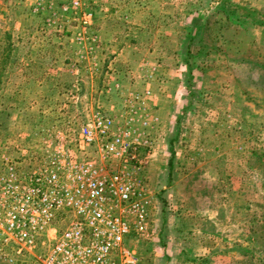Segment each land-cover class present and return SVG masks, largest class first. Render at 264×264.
<instances>
[{"label":"rangeland","instance_id":"374dc122","mask_svg":"<svg viewBox=\"0 0 264 264\" xmlns=\"http://www.w3.org/2000/svg\"><path fill=\"white\" fill-rule=\"evenodd\" d=\"M96 115L134 128L98 164L146 189L144 264H264V0H0V173L97 158Z\"/></svg>","mask_w":264,"mask_h":264},{"label":"built area","instance_id":"2783aa9c","mask_svg":"<svg viewBox=\"0 0 264 264\" xmlns=\"http://www.w3.org/2000/svg\"><path fill=\"white\" fill-rule=\"evenodd\" d=\"M148 94L146 90L134 99ZM113 129V119L106 115H96L80 127L78 152L88 154L94 148L97 158L71 157L59 144V154L39 170L21 172L9 164L0 173L1 260L144 264L134 242L148 237L151 203L146 189L126 165L107 170L98 164V159H123L134 148L129 121L117 133Z\"/></svg>","mask_w":264,"mask_h":264},{"label":"trees","instance_id":"16d2710c","mask_svg":"<svg viewBox=\"0 0 264 264\" xmlns=\"http://www.w3.org/2000/svg\"><path fill=\"white\" fill-rule=\"evenodd\" d=\"M193 19H195V18H193ZM193 19H192V24H191L192 27H190L188 32H186L185 41H188V42L196 35V33L198 32V30L200 28V26L198 24H196V21L195 20L193 21ZM193 25H195V26H193Z\"/></svg>","mask_w":264,"mask_h":264}]
</instances>
